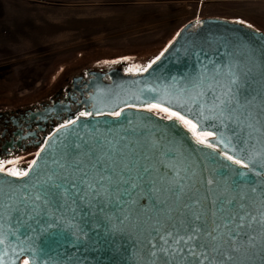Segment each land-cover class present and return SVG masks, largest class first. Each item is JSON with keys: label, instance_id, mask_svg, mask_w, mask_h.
Masks as SVG:
<instances>
[{"label": "snow or ice", "instance_id": "snow-or-ice-1", "mask_svg": "<svg viewBox=\"0 0 264 264\" xmlns=\"http://www.w3.org/2000/svg\"><path fill=\"white\" fill-rule=\"evenodd\" d=\"M185 52L196 57L194 73L157 76L130 92L138 103L124 101L170 125L140 118L120 130L73 131L81 117L104 114L94 102L60 125L63 138L31 180L47 149L26 170L0 161V243L15 237L32 256L23 264H82L83 252L108 247L122 249L125 264H264V44L223 34L193 40ZM182 131L202 147L189 149Z\"/></svg>", "mask_w": 264, "mask_h": 264}, {"label": "rangeland", "instance_id": "rangeland-1", "mask_svg": "<svg viewBox=\"0 0 264 264\" xmlns=\"http://www.w3.org/2000/svg\"><path fill=\"white\" fill-rule=\"evenodd\" d=\"M204 18L264 31V0H0V102L38 98L83 64L146 66Z\"/></svg>", "mask_w": 264, "mask_h": 264}, {"label": "water", "instance_id": "water-1", "mask_svg": "<svg viewBox=\"0 0 264 264\" xmlns=\"http://www.w3.org/2000/svg\"><path fill=\"white\" fill-rule=\"evenodd\" d=\"M200 21H203V23L199 26L196 25V21L186 24L181 29L183 31H180L181 35L176 37L167 47L168 50L166 52L164 51V56L161 57L160 61H157L152 69L136 75H124L119 73L116 74V76H113V86L101 92L97 98V102L101 105L100 110L103 113H107V115L80 118L78 125L74 126L72 130L80 132L81 134L88 132L93 126L101 129H104L106 126H111L116 130H120L122 126H126V120L138 122L140 118H151L153 123H158L160 128H164L165 126L170 125L171 122L161 120L159 116H154L151 113L137 111L135 108H128L125 106L124 101H127L128 103H138L135 100H129V94L132 90L143 87L145 84H152L156 81L157 76L160 77V81L156 82H166L173 76L181 77L187 73H194L199 68V64L197 63L195 56H189L185 52V49L190 47L193 40L204 39L207 37L215 38L223 34H238L251 41L257 48L264 44V32L262 31H255L244 25L219 18H204ZM208 55L211 56L213 54L209 51ZM201 60L204 61L203 56H201ZM120 109H123V111L119 117L108 115V113ZM84 125H87L88 127H84ZM63 135V131L60 133L56 131L50 137L47 141L49 143H46L44 146L47 150L42 153V158L38 160L37 168L28 178L29 180L32 179V176H35L36 171H43L45 159L50 155L52 145L58 143L59 140L63 138ZM180 135L184 136L185 144L189 149L202 147L195 145L188 139L190 134H186L182 131ZM220 149L225 150L222 145L220 146ZM209 152H211V150L206 148L202 149V151H196L192 158L196 159L197 156L203 158ZM217 160L222 161V158L217 157ZM222 162L228 163L231 168L239 167L237 165H231L230 162L227 161ZM203 164L207 165L208 168L213 167V165L207 160H203ZM240 170L246 171L244 169ZM246 179L252 180L256 178L249 173ZM21 182L22 181H18V183ZM37 235L38 234H32L34 246H42L44 237L40 236L37 238ZM23 239L24 238L21 237V240ZM121 244H124V242L121 241ZM124 246L127 247V244H124ZM20 247L19 241L13 236H8L4 243H0V258H2L4 264H23L24 259H32L31 253L21 252ZM42 259V257L38 258L37 264H41ZM81 259L82 264H125L122 249L118 252L111 247L99 251L83 252L81 254ZM49 264H51V261H49Z\"/></svg>", "mask_w": 264, "mask_h": 264}, {"label": "flooded vegetation", "instance_id": "flooded-vegetation-1", "mask_svg": "<svg viewBox=\"0 0 264 264\" xmlns=\"http://www.w3.org/2000/svg\"><path fill=\"white\" fill-rule=\"evenodd\" d=\"M127 69L123 62L83 64L65 74L38 98L19 103L0 102V161L15 160V165L7 167L26 170L61 124L76 118L80 112H92L94 102L101 109L97 98L113 86V76L141 73ZM104 115L107 113L96 115L93 112L91 116Z\"/></svg>", "mask_w": 264, "mask_h": 264}, {"label": "crops", "instance_id": "crops-1", "mask_svg": "<svg viewBox=\"0 0 264 264\" xmlns=\"http://www.w3.org/2000/svg\"><path fill=\"white\" fill-rule=\"evenodd\" d=\"M262 32H264V31H262Z\"/></svg>", "mask_w": 264, "mask_h": 264}]
</instances>
